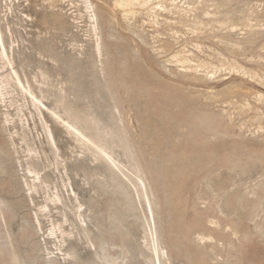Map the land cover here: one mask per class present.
Wrapping results in <instances>:
<instances>
[{
  "label": "rangeland",
  "instance_id": "rangeland-1",
  "mask_svg": "<svg viewBox=\"0 0 264 264\" xmlns=\"http://www.w3.org/2000/svg\"><path fill=\"white\" fill-rule=\"evenodd\" d=\"M113 1L0 0V232L24 264H264V0Z\"/></svg>",
  "mask_w": 264,
  "mask_h": 264
},
{
  "label": "bare ground",
  "instance_id": "bare-ground-1",
  "mask_svg": "<svg viewBox=\"0 0 264 264\" xmlns=\"http://www.w3.org/2000/svg\"><path fill=\"white\" fill-rule=\"evenodd\" d=\"M118 1V0H117ZM137 1V0H136ZM135 1V2H136ZM143 1V0H142ZM149 1V0H148ZM113 2H115V0L113 1ZM144 2H145V0H144ZM41 3V2H40ZM43 3V2H42ZM116 3H124L123 5L124 6H131V4H133L134 2L131 0V1H129V0H127V3H125L123 0H120L119 2H116ZM143 3V2H142ZM142 3H140L139 2V4H141L142 5ZM39 4V3H38ZM146 4V3H145ZM148 4V3H147ZM141 5H140V7H141ZM122 6V5H121ZM123 6V7H124ZM133 6V5H132ZM139 6V5H138ZM153 6V5H152ZM38 7V6H37ZM127 11H129V10H127ZM131 12H132V9L130 10ZM178 11V10H177ZM126 12V11H125ZM171 12V11H170ZM183 12V11H182ZM123 13V12H122ZM130 13V12H129ZM124 14V13H123ZM125 14H127V13H125ZM133 14H134V11H133ZM150 14V13H149ZM183 15V14H182ZM181 15V16H182ZM180 16V17H181ZM126 18H127V16H125ZM124 17V18H125ZM197 17V16H196ZM192 18H194V17H192ZM182 19V18H181ZM125 20V19H124ZM195 21V20H194ZM37 22V21H36ZM196 22V21H195ZM212 23V22H211ZM218 23V22H217ZM167 24V23H166ZM201 24H203V23H201ZM198 25V24H197ZM208 26V25H207ZM213 26V25H212ZM190 27V26H189ZM188 27V28H189ZM162 32V31H161ZM168 35V34H167ZM172 35V34H171ZM0 41H1V43H2V54L3 55H5V56H7L6 55V49H5V46H4V43H3V35H2V32H1V29H0ZM41 46V45H40ZM184 47V46H183ZM43 49V48H42ZM182 53H183V51H182ZM185 54V53H184ZM182 55V54H181ZM212 58V57H211ZM181 59H182V57H181ZM193 59V58H192ZM184 61H185V58L183 59ZM188 60V59H187ZM202 60V59H201ZM217 60V59H216ZM221 60V59H220ZM181 61V60H180ZM197 62V61H196ZM203 62H205V61H203ZM202 62V63H203ZM208 62V61H207ZM229 62V61H228ZM12 63V62H11ZM11 63H9V64H11ZM183 63H185V62H183ZM211 64V63H210ZM204 66V65H203ZM225 66V65H224ZM233 66V65H232ZM197 67V66H196ZM195 67V68H196ZM200 67V66H199ZM194 68V67H193ZM204 68V67H203ZM199 69V68H198ZM210 69H211V67H210ZM16 73V72H15ZM18 77V76H17ZM18 81V80H17ZM217 95V94H216ZM215 98V97H214ZM260 98V97H259ZM36 99V98H35ZM206 99V98H205ZM226 105V104H225ZM70 108V107H69ZM226 110V109H225ZM232 110V109H231ZM261 111V110H260ZM67 112H69V111H67ZM71 112V111H70ZM72 112H73V110H72ZM55 114V113H54ZM187 116H189V115H187ZM233 116V115H232ZM59 117V116H58ZM182 117V116H181ZM75 118V117H74ZM73 118V119H74ZM187 118V117H186ZM68 119V118H67ZM182 119V118H181ZM207 119V118H206ZM61 120H62V118H61ZM233 120V119H232ZM243 120V119H242ZM246 120V119H245ZM240 121V120H239ZM65 122V121H64ZM64 124V123H63ZM65 124H66V122H65ZM76 124H78V123H76ZM67 125H68V127L69 128H71V129H73L74 131H77V132H79V133H81L77 128H76V126H74V125H72V124H70V123H68L67 122ZM67 127V128H68ZM96 133H98V132H96ZM95 133V134H96ZM80 136H83V137H86V136H84V135H82V134H79ZM98 137V136H97ZM87 138V137H86ZM88 139V138H87ZM90 141V140H89ZM94 144V143H93ZM98 146V145H97ZM246 150V149H245ZM202 157V156H201ZM242 159V158H241ZM189 166V165H188ZM0 203H1V201H0ZM22 241L21 240H19V242H16L15 240H13V239H11V236L9 237V238H7L4 234H2L1 232H0V264H24V262H23V260H22V257L20 256V254H19V252H20V250H19V245H18V243H21Z\"/></svg>",
  "mask_w": 264,
  "mask_h": 264
}]
</instances>
